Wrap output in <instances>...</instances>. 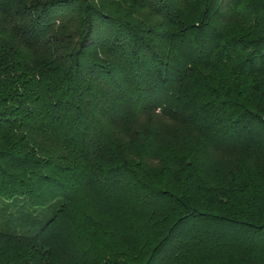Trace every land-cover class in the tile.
<instances>
[{
    "label": "trees",
    "instance_id": "trees-1",
    "mask_svg": "<svg viewBox=\"0 0 264 264\" xmlns=\"http://www.w3.org/2000/svg\"><path fill=\"white\" fill-rule=\"evenodd\" d=\"M0 264H264V0H0Z\"/></svg>",
    "mask_w": 264,
    "mask_h": 264
}]
</instances>
